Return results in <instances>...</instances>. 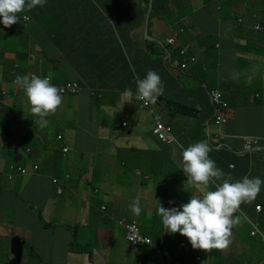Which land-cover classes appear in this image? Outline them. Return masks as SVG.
Segmentation results:
<instances>
[{
  "label": "crops",
  "instance_id": "1",
  "mask_svg": "<svg viewBox=\"0 0 264 264\" xmlns=\"http://www.w3.org/2000/svg\"><path fill=\"white\" fill-rule=\"evenodd\" d=\"M25 4L0 3V88L1 82L10 88L0 98V264L2 256L13 260V238L28 251L43 236L62 231L65 236H52L45 253L35 249L46 264H197L198 256L200 264H264V236H252L249 223L264 218V142L244 149L247 138L264 137V98L256 97L264 94V31L254 29L264 25V0H187L175 18L164 19V30L156 24L154 39L167 33L160 44L147 37L148 6L142 0L129 6L138 24L126 35L112 33L106 19L92 23L103 31L79 26L71 35L59 23L61 31L52 32V22L32 17ZM44 17L60 18L51 11ZM175 32L169 60L164 46ZM181 49L196 61H185ZM147 55L161 58L148 89L136 81L135 68L143 70ZM182 62L185 70L177 66ZM31 73L49 76L55 85L77 81L85 90L77 96L37 94L25 84ZM215 89L230 105L223 130L213 122L209 92ZM146 90L159 96L151 106L139 99ZM156 121L173 128L175 143L153 135ZM64 125L70 139L59 132ZM221 161L229 163L227 170ZM11 167L27 175L10 179ZM226 197L241 204L245 216L235 212V227L233 212L218 218ZM190 205L215 217L200 238L198 219L187 223L199 238L194 240L180 229ZM129 218L150 237L149 247L127 242L118 221ZM170 228L175 233L168 236ZM77 235L92 258L80 252Z\"/></svg>",
  "mask_w": 264,
  "mask_h": 264
},
{
  "label": "rangeland",
  "instance_id": "2",
  "mask_svg": "<svg viewBox=\"0 0 264 264\" xmlns=\"http://www.w3.org/2000/svg\"><path fill=\"white\" fill-rule=\"evenodd\" d=\"M187 0H172L170 4H168V1L164 3V0H161L158 4V6L150 12V17L148 21V30H149V36L153 37V31L158 32L156 28V24H160V30H164L165 27L163 26L162 22L164 19L168 16H173V18L177 15V6H182L186 3ZM130 4H141V0H89L86 4H72L69 8H63L62 10H67V15L64 16L62 19H59V23L63 25V28L69 27L71 35L79 32L78 27H83L84 31L93 30L96 32V29L99 28L100 31H103L101 26L97 24H92L94 21H100L102 19H106L111 22L110 25V31L112 33H117L118 35H126L129 33H135L134 26H137L138 20L135 17V15H129L128 9ZM23 16V15H22ZM158 19V20H155ZM71 23H74L75 26L71 28ZM90 23L91 25H88ZM4 29V28H3ZM178 33V32H177ZM4 36V35H3ZM2 37H0V42L2 40ZM167 33H162L158 40H160L162 43H165ZM15 40V38H13ZM23 33H19L17 37V41L22 42L23 41ZM16 41V40H15ZM122 41V39H121ZM90 45H93L96 43V41H89ZM96 50V48L94 49ZM16 52H19L17 48H15ZM93 51V50H92ZM100 52H97L98 54ZM87 55H95L91 52ZM150 61H152L150 59ZM167 67L170 68V65H167ZM135 68L138 70V64H135ZM149 72L147 73L146 77H143L140 73H138V78L142 80H146L153 76L154 73V65L151 63L149 66ZM37 76L33 73H31V77ZM39 78H42L39 76ZM37 94H48L46 92H41L39 90H34ZM47 97V102L51 100L50 96ZM78 108L75 105V110ZM66 111H72V108L70 106L65 108ZM73 122H76V116L73 115ZM156 125V123H155ZM154 125V126H155ZM59 132L63 133V137L65 138H71L69 131L67 127L61 126V129ZM67 140L68 143L73 144V141ZM71 146V145H70ZM126 221L127 219H121L119 221ZM174 229L170 228L169 235L174 234ZM52 236L55 237V240L61 239L65 236V232H59V234H48L46 236L42 237V243L36 242V233L34 234V237L32 238L34 243L32 249H38L42 250L43 253H45L46 248L48 247V243L51 242ZM65 245H60L59 251H62L64 249ZM152 250V249H151ZM150 250V251H151ZM153 255V252L151 253ZM4 264H8L10 262L9 256H2L1 257ZM9 261V262H8ZM45 263V262H44ZM57 263L56 260H52L51 264ZM59 264V263H57ZM138 264V263H135Z\"/></svg>",
  "mask_w": 264,
  "mask_h": 264
},
{
  "label": "clouds",
  "instance_id": "3",
  "mask_svg": "<svg viewBox=\"0 0 264 264\" xmlns=\"http://www.w3.org/2000/svg\"><path fill=\"white\" fill-rule=\"evenodd\" d=\"M150 2H151V0H150ZM0 3H17V1H14V0H0ZM142 4H147L146 3V1L145 0H142ZM153 4H154V0H153ZM148 6V5H147ZM25 8L26 10H28L27 11V13H29V14H33L32 15V17L33 16H36V17H42V15L40 14V9L42 8L41 6H39V4L38 3H28L27 1H26V4L24 5V6H22V8ZM149 8H150V4H149ZM149 8H148V18L150 17V11H149ZM153 11V7H152V10H151V12ZM24 20L25 21H29L30 20V18L29 17H24ZM256 25H261V24H256ZM256 25H255V27H256ZM255 27H254V29H255ZM256 30V29H255ZM256 31H258V30H256ZM263 32V31H262ZM146 33H147V37H149L150 39H153V40H158V39H154L152 36H149V30H148V28H147V31H146ZM177 36H178V33L177 32H175L174 34H173V36L172 37H170L169 39H168V41H166V46H164V49H166L167 50V52H168V54L170 55V57H171V51H170V49H169V47H172L173 45H175L176 44V38H177ZM170 40H174L172 43L170 42ZM159 44L160 43H162L160 40H158L157 41ZM182 50H184V49H181L180 51H179V54L181 55V51ZM187 50V55H188V57H192V56H194L196 59H197V57L194 55V54H191L189 51V49H186ZM182 56V55H181ZM182 58L185 60V61H191V60H189V59H186L185 57H183L182 56ZM196 59H195V61H196ZM195 61H192V62H195ZM183 64H186V63H180L179 65H177L181 70H185L186 68H187V64H186V67L185 68H183L182 67V65ZM47 79H49L50 81H49V84L50 85H53V82H52V80H51V78L49 77V76H44V77H42V78H39V76H33V77H31L25 84L27 85V87H29V86H33L35 89H37V90H39V91H41V92H46V93H48V94H50V95H52V96H57V95H55V94H53V93H51V91L50 90H43V89H41L40 87L41 86H43V85H45V84H47ZM21 82L22 81H20V80H18V79H16V78H14L13 79V81H12V83L14 84V86H20L21 85ZM73 82H76V83H78L77 81H73ZM1 84H2V86H1V88H0V91L4 88V89H7V93L6 94H2L1 92H0V98H3L4 96H7L8 95V93H9V90H10V88L8 87V86H6L5 85V83H3V82H1ZM55 85V84H54ZM57 86H60V85H57ZM215 90H218V89H215ZM211 91H213V90H211ZM211 91L209 92V95H210V99H211V104H212V107H213V110H214V117H213V122H214V125H215V127L217 128V130H223V128L225 127V125H227V123H228V120H229V109H230V105H229V103H228V101L226 100V98L224 97V94L220 91V90H218V91H220L221 93H222V95H223V100L228 104V108H227V110H226V112H225V114H226V118H227V122L225 123V124H223L222 126H218L217 124H216V117H215V107H214V104H213V101H212V98H211ZM83 92V89H82V91L79 93V94H81ZM258 95H260V94H258ZM77 96V95H76ZM61 97H64V96H61ZM155 97H157V98H159V96L156 94V93H151L150 91H148V90H146V91H142L141 93H140V95H139V99L142 101V102H144V105L145 106H151V101H152V98H154L155 99ZM256 97H257V95H256ZM264 98V94L263 95H261L259 98L257 97V99H261V98ZM163 124V125H165L166 127H170L171 128V134H172V136H173V138H174V142H172V143H167V142H164L163 140H161V139H159V137L155 134V132H154V130H155V127H156V125L157 124ZM156 125L153 127V130H152V133H153V135L155 136V137H157V139L159 140V141H161V142H163V143H166V144H173V143H175L176 142V139H175V136L173 135V128L170 126V125H167V124H165V123H163L162 121H156ZM251 140H257V143L255 144V143H253L252 144V147L250 148V149H247L246 148V144H247V142L248 141H251ZM260 141H263L264 142V137H253V138H247L246 140H245V145H244V149L246 150V151H250V150H252L255 146H257V145H259V143H260ZM201 153L204 151V147H200L199 149H198ZM192 160H195V155L193 154V153H188L187 154ZM232 168H234L235 166L234 165H230ZM15 168V167H14ZM16 169H21V168H16ZM10 171H11V169H10ZM26 171V170H25ZM27 172V171H26ZM15 175H20V174H18V173H16V172H12L11 171V175H10V177H12V179L14 178V176ZM27 175V174H26ZM11 179V178H10ZM55 180V179H54ZM54 180H53V183H54ZM54 184H56L57 185V188H59V187H61L60 186V184H58V183H54ZM61 190H62V188H61ZM210 192H218V191H210ZM61 193H62V191H61ZM258 206H260L261 207V210L259 211L258 209H257V207ZM262 206L261 205H257L256 206V213L258 214V218H260L261 216H260V214L262 213ZM230 212H233V215H232V219H231V221H232V226H234L235 227V212H238V213H241L242 214V216H243V218L245 217L244 216V213H243V211H242V209H241V204H238V203H236V202H234L232 199H230L229 197H226V202L224 203V206H223V211H222V213L218 216V218H220V219H222V218H224L225 217V215L227 214V213H230ZM196 214V215H195ZM182 216H183V222H182V226H181V230H182V234H184V236L185 237H187V238H190V239H199L200 237H201V234H202V228L204 227V226H206V225H209V224H211L213 221H214V219H215V217L209 212V210H207V209H205V208H203V207H199V206H196V205H190L186 210H183L182 211ZM194 218H197L198 219V222H199V224H200V228H198L197 230H196V233L199 235V238H195V237H193V235H192V233L190 232V231H188V227H187V223L190 221V220H192V219H194ZM119 222L120 221H118V224H119ZM126 222L127 223H129L128 222V220H126ZM249 223H250V226H251V235L252 236H256L257 234H260L261 236H264V218H263V221H260V220H257V221H251V220H249ZM121 226V225H120ZM139 226V225H138ZM122 227V226H121ZM123 229H125L124 227H122ZM139 228H140V226H139ZM125 231V235H126V240H127V231L126 230H124ZM140 232H141V234L143 235V236H145V237H147V238H149L150 239V237L149 236H147V235H145L142 231H141V228H140ZM127 242L131 245V246H133V247H139V246H141V245H145V244H139V245H132L128 240H127ZM162 242V241H161ZM163 243V242H162ZM152 244V240L150 239V243H148V245H151ZM206 246L207 247H209V244L208 243H206ZM26 252H28V251H26ZM202 256H198L197 258H196V262H197V264H200L201 263V261H202V258H201ZM41 260V259H40ZM42 261V260H41ZM43 262V261H42ZM22 264H26L25 263V259L23 260V262H22Z\"/></svg>",
  "mask_w": 264,
  "mask_h": 264
},
{
  "label": "built area",
  "instance_id": "4",
  "mask_svg": "<svg viewBox=\"0 0 264 264\" xmlns=\"http://www.w3.org/2000/svg\"><path fill=\"white\" fill-rule=\"evenodd\" d=\"M256 30L258 31H264V25H256L255 27ZM174 40H170V42L172 43ZM187 50L184 49L181 51V55L183 57H185L186 59H189L191 61H195V57H188L187 55ZM183 68L186 67V64L182 65ZM47 84L41 86L40 88L43 90H50L51 93L57 95V96H76L79 95V93L82 91L81 86L76 83V82H68L64 85H50L49 84V79L46 80ZM2 94H6L7 93V89H2L0 91ZM261 95H257V97L259 98ZM211 98L215 107V117H216V124L218 126H222L223 124H225L227 122V118H226V110L228 108V104L223 100V95L220 91L218 90H213L211 91ZM155 134L159 137V139L163 140L164 142L167 143H172L174 142V138L171 134V128L170 127H166L163 124H157L154 130ZM62 137L60 136L59 139H61ZM253 143H257V140H251L248 141L246 144V148L250 149L252 147ZM64 152H67V149H64ZM12 172H16L18 174H20L21 176H25L27 174V172L23 169H16L14 167L10 168ZM34 170H38V167L35 166ZM12 179V177H10ZM54 183H58L57 180H54ZM59 184V183H58ZM61 187L58 188V192L61 193ZM257 209L260 211L261 207L258 206ZM119 225H121L122 227H124L127 231V240L132 244V245H139V244H148L150 243V239L143 236L140 232V228L137 224L136 221L133 222H129L127 223L126 221H120Z\"/></svg>",
  "mask_w": 264,
  "mask_h": 264
},
{
  "label": "trees",
  "instance_id": "5",
  "mask_svg": "<svg viewBox=\"0 0 264 264\" xmlns=\"http://www.w3.org/2000/svg\"><path fill=\"white\" fill-rule=\"evenodd\" d=\"M14 1H17V3H26V1L28 3H38L39 6H41L42 8L40 9V14L43 16L42 18H45L47 19L48 21L52 22L53 24V29H52V32L56 31V30H60L61 31V25L59 24V19H62L64 16L67 15V10H62V7L63 8H69L72 4H86L89 0H14ZM147 5H148V8H149V4H150V0H145ZM161 0H154V4H153V10L158 6L157 3H159ZM167 0H164V3L166 2ZM56 5L57 6V9L54 8L53 6ZM51 11V13L55 16L60 17L59 19H56V18H49V17H44L46 15H49V12ZM152 45L153 46H157L156 47V51H158L160 54H163V51H161V48L158 44L152 42ZM158 53V54H159ZM147 63L144 65V68L143 70H140L139 66H138V72L143 76V77H146L147 73L149 72V66L151 64V61L150 59L152 60V64H156L158 62H161V58L157 57L156 59H153L151 56L147 55ZM169 60L171 59V57H168ZM169 60H167V65L169 64H173L172 62H170ZM158 72V76L161 78L162 80V74L161 72H159V70H157ZM136 81H139L141 83V85H145L147 87V89L149 87H152L151 85V77L146 79L145 81L138 78L136 79ZM78 84L81 86V88L83 90H85V87L78 82ZM222 163V170L225 171L229 168V163L228 162H225V161H221ZM222 171V172H223ZM224 173V172H223ZM225 174V173H224ZM215 175L217 176V173L215 172ZM133 221H136L137 224L139 225L138 221L135 220L134 218H129L128 219V222H133ZM140 226V225H139ZM126 230V229H124ZM170 235H173V234H170ZM187 238V237H186ZM189 240H193V239H190V238H187ZM75 243L78 244L79 248L81 247V245L79 244V239H78V235L77 237L75 236V240H74ZM141 246H145V247H149L150 245L148 244H145V245H141ZM80 252L81 253H85V254H88L90 255V258H92V252H91V248H80Z\"/></svg>",
  "mask_w": 264,
  "mask_h": 264
},
{
  "label": "water",
  "instance_id": "6",
  "mask_svg": "<svg viewBox=\"0 0 264 264\" xmlns=\"http://www.w3.org/2000/svg\"><path fill=\"white\" fill-rule=\"evenodd\" d=\"M152 7L153 0L150 2V12ZM11 255L13 256V260L9 264H22L24 259L26 264H46L40 260V257L36 254L35 250L30 249L28 252H26L25 243L17 237L12 239Z\"/></svg>",
  "mask_w": 264,
  "mask_h": 264
}]
</instances>
